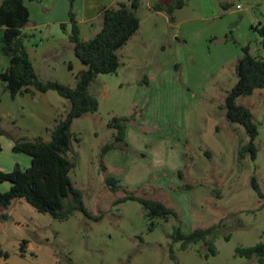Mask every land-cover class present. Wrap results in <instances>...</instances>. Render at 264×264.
Instances as JSON below:
<instances>
[{"label":"rangeland","instance_id":"374dc122","mask_svg":"<svg viewBox=\"0 0 264 264\" xmlns=\"http://www.w3.org/2000/svg\"><path fill=\"white\" fill-rule=\"evenodd\" d=\"M67 1L76 15L77 0L73 6ZM140 2V28L118 50V71L99 74L90 85L98 111L72 124L80 141L72 142L77 165L70 175L83 191L88 210L101 219L81 211L57 219L16 198L8 207L0 206V247L8 252L0 256V264H259L256 256H239L237 248L264 241V201L252 186L255 176L264 191V88L237 98L238 104L252 109L259 128L260 157L255 161L239 156L249 135L228 118L226 99L238 81L243 47L249 45L254 55L264 56L262 37L254 29L264 21V0H185L173 20L151 8L148 0ZM41 11L39 19H53ZM67 19L71 31L70 15ZM102 26L100 17L83 29ZM55 27L61 33L56 37L64 36L62 23ZM28 32L25 27L27 45L43 37H27ZM3 33L0 28V71ZM56 68L51 76L66 79L68 73ZM30 98L4 100L0 108L21 102L31 110ZM62 99L67 105L60 107L66 109L69 101ZM24 114L18 116V126L6 119L5 125L24 137L41 133L46 121ZM116 116L127 117L126 143L103 155L104 146L114 140L116 129L110 122ZM17 154L3 146L0 169L11 171ZM108 175L120 180L117 191L107 185ZM128 193L160 200L179 217H151L133 199L117 203ZM220 222L215 255L206 256L210 250L203 241L187 249L172 241L175 225L190 233ZM24 240L29 242L23 252Z\"/></svg>","mask_w":264,"mask_h":264},{"label":"trees","instance_id":"16d2710c","mask_svg":"<svg viewBox=\"0 0 264 264\" xmlns=\"http://www.w3.org/2000/svg\"><path fill=\"white\" fill-rule=\"evenodd\" d=\"M71 3L73 6L74 0H71ZM140 4V0H130L120 2L117 7L102 8L103 26L89 40L81 37L76 15L70 11L69 39L74 45L76 56L84 65L75 76V84L70 85L54 79H43L37 73L28 54L23 33V29L31 22L26 0H0V28L4 29L1 52L9 61L0 72V79L5 89L12 97L26 92L35 94L55 90L69 101V106L50 129L49 140L40 137L31 140L19 135L16 129H4L0 115V135H6L14 141L13 152L24 153L31 157V164L26 168L16 163L11 171L0 169V183H10L8 190H0L1 207H8L16 198H24L40 212L50 213L57 219H68L75 211H81L94 220L101 219L102 216L93 215L88 210L83 191L74 185L70 175L77 165V155L72 142L80 141V138L72 132V124L76 118L98 111L99 101L90 92V85L99 74L118 71L121 66L118 50L124 47L140 28L141 19L137 13ZM184 5L185 0H178L175 3L164 0L154 8L166 10L173 20L174 12ZM62 27L66 30L65 23H62ZM254 29L262 37L264 49V21L254 25ZM236 72L238 81L226 99L227 115L231 121L243 125L249 135V140L240 147V158L249 155L255 161L259 151L257 142L259 128L252 109L244 104H238L237 98L264 88V56H256L251 52L249 45L244 46ZM126 121L127 117L118 116L111 120L110 125L116 129V133L114 140L104 146L103 155L114 148L123 149L126 143ZM106 183L112 191H117L122 186L120 180L113 175L106 177ZM252 186L264 201V191L255 176L252 178ZM127 199L139 201L151 217H159L165 221L171 216L179 217L178 212L164 202L134 193H128L118 199L117 203ZM220 226L221 222L186 233L178 224L174 226L171 238L174 243L179 242L182 249L203 241L209 247L210 253L206 255L209 257L211 254H217L214 234ZM28 242V240L23 241V252ZM237 254L247 258L256 256L258 263L264 264V241L253 246L238 247ZM2 255L8 256V252L0 247V256ZM171 255L175 258L172 247Z\"/></svg>","mask_w":264,"mask_h":264},{"label":"crops","instance_id":"0c3cea01","mask_svg":"<svg viewBox=\"0 0 264 264\" xmlns=\"http://www.w3.org/2000/svg\"><path fill=\"white\" fill-rule=\"evenodd\" d=\"M31 1L36 3L27 4L30 9L31 22L26 26L30 30V32L26 33V36H43L39 39L38 43L27 45L28 54L36 68L37 73L43 79H50L52 77V72L57 71L56 67H59L58 69H60L61 73H68L67 75L65 74L66 79H62L59 77L52 78L66 84L74 85L75 75L84 68V65L75 54L74 45L69 39V29L66 27V30L63 32L64 36L56 37L60 36L61 33L55 27V23H66V21H68L67 18L70 15L69 2L67 0ZM129 1L130 0H77L75 2V11L81 37L85 40H89L101 30L96 28L94 30L86 31L83 29V27H87L89 23L92 24L94 21L99 19L101 17L102 8L117 7L120 2ZM163 1L164 0H148V4L158 13L169 15L166 10H156L154 8L155 5ZM171 1L174 3V0ZM41 7L45 12H47L49 16L52 15L53 19H39V16L41 14H44L41 11ZM182 8H179L177 10H180ZM176 11L174 12V18ZM36 14L38 15L37 17ZM53 35L55 36V38L51 39ZM219 40L223 41L222 39ZM3 56L4 60L2 62V65L4 64V69L8 65L9 61L7 62L8 58L4 54ZM65 69H67L68 71L70 70V73L65 71ZM67 76H69L70 78H68ZM18 97H23L26 99L27 97H31V101L29 100V106L31 107V110H27L26 106L21 102L17 105L12 104L13 106H9L8 104L6 106V109L0 108V115L2 117V125L4 129H11V127H9L10 124H7L8 126L5 125V119L8 123H11V126L16 127L18 126V116H25L24 113H27L31 116H34L36 120L43 119V121L46 122H42L43 131H40L41 133H33L31 137H26L31 140L38 137L43 138L44 140H49L51 138L50 129L54 126L56 119L65 111L64 107L62 109V107L60 106L62 104L65 106L67 105L62 99V96L60 94H56L53 90H50L45 93L36 92L35 94L26 92L12 97L10 93L5 89L4 83L2 82L0 84V103H3L4 100L7 102H15ZM6 111L8 112L7 115L5 114ZM13 145V140L4 135H0V149L3 146H7L8 149H12ZM25 155L26 154L24 153L23 155L18 153L15 158H13L11 166L19 163L23 168L28 167L31 164V157ZM259 157L260 155H258L257 158ZM10 168L12 167H9L6 170H9ZM8 188H10V184H2V187L0 186V190L2 191H6L8 190Z\"/></svg>","mask_w":264,"mask_h":264},{"label":"built area","instance_id":"2783aa9c","mask_svg":"<svg viewBox=\"0 0 264 264\" xmlns=\"http://www.w3.org/2000/svg\"><path fill=\"white\" fill-rule=\"evenodd\" d=\"M238 7H240V5H238Z\"/></svg>","mask_w":264,"mask_h":264},{"label":"water","instance_id":"95a60500","mask_svg":"<svg viewBox=\"0 0 264 264\" xmlns=\"http://www.w3.org/2000/svg\"><path fill=\"white\" fill-rule=\"evenodd\" d=\"M222 40H224V39H222ZM219 41H221V40H219Z\"/></svg>","mask_w":264,"mask_h":264}]
</instances>
